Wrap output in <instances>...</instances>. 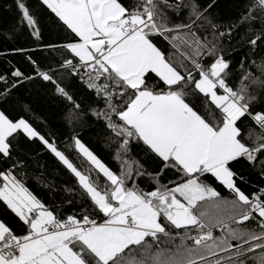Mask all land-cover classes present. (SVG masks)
<instances>
[{
	"label": "snow or ice",
	"instance_id": "1",
	"mask_svg": "<svg viewBox=\"0 0 264 264\" xmlns=\"http://www.w3.org/2000/svg\"><path fill=\"white\" fill-rule=\"evenodd\" d=\"M7 10L4 35L37 46L13 49L31 74L5 69L0 105L39 80L72 133L62 150L0 107V264H264V0ZM45 28L59 39L45 42ZM85 127L118 171L81 140ZM245 173L258 183L246 188Z\"/></svg>",
	"mask_w": 264,
	"mask_h": 264
},
{
	"label": "trees",
	"instance_id": "2",
	"mask_svg": "<svg viewBox=\"0 0 264 264\" xmlns=\"http://www.w3.org/2000/svg\"><path fill=\"white\" fill-rule=\"evenodd\" d=\"M29 3L35 5L36 0H29ZM224 3V0H221ZM12 4V0H0V74H7L5 69H11L12 66L20 68L26 74H31V66L28 65L24 56L14 54L13 49L18 47L32 48L37 46V42L31 38L28 33L21 32L15 34L12 38L4 35L8 25L14 20V13L7 10V6ZM59 38L48 28L44 29V41H56ZM165 50H168L166 44ZM43 53L34 55V58L39 59ZM239 60V57H235ZM14 97L18 100H13L6 105H0L12 117L17 118L23 115L29 119L39 130L44 133L48 131L53 132L60 143L62 150H65L64 141H67L72 133L71 127L64 120V112L66 110V103L52 93L51 86L37 80L35 82H26L17 92H14ZM30 105L31 111H25L24 105ZM76 132L80 134L81 140L88 146L105 164L115 171H118V165L113 161L111 153L104 147V145L97 139L96 127L77 128ZM70 157L74 162L81 166L80 160L76 158L75 153L69 152ZM246 178L250 181V185L245 186L249 188L258 183V177L255 174L249 175L245 173ZM67 178V177H65ZM141 186H145L142 180ZM33 191L43 199H50L43 191L33 186ZM226 194V193H225ZM65 212H71L72 209L64 206ZM219 235V233H215Z\"/></svg>",
	"mask_w": 264,
	"mask_h": 264
}]
</instances>
